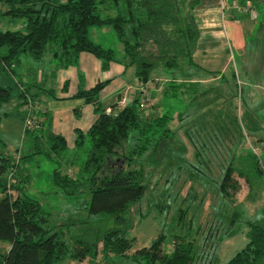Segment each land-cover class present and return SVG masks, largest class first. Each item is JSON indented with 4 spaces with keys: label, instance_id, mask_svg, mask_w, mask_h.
Here are the masks:
<instances>
[{
    "label": "trees",
    "instance_id": "trees-1",
    "mask_svg": "<svg viewBox=\"0 0 264 264\" xmlns=\"http://www.w3.org/2000/svg\"><path fill=\"white\" fill-rule=\"evenodd\" d=\"M118 1L0 0V16L23 19L20 29H0V46L5 47V51L0 53V65L7 68L10 59L20 52L36 58L49 52L57 65H65L74 61L77 52L85 50L99 60L100 67H106L110 60H115L113 49L104 47L88 36L89 26L105 25L111 27L122 45V56L119 58L123 65H132L137 80L145 83L152 76L150 71L154 64L140 55L137 46L143 33L151 35L159 30L164 39L162 50L168 46L173 50L170 57L164 55L167 59L163 61L162 68L169 76V81L161 94L174 95L175 89L186 87L185 80L175 81L174 68L175 71L179 69L178 72H183L184 67L196 65L191 53L197 29L191 14L190 18H179L177 0H121L120 8ZM196 1L189 0L190 9ZM111 3L116 8L114 14H111L113 10L109 7ZM103 4L111 9L110 13L101 10ZM168 22L178 25L177 37L168 35L162 27L163 23ZM175 55L184 59L186 66H175ZM106 82V79L98 80L92 86L78 87L74 92V96L92 105L96 116L85 131L74 130L71 152L66 149L62 135L45 130L47 121L43 116L38 127H24V132L33 138L46 136L50 140V150L46 153L48 158L63 159L60 161L64 162L63 168L62 163L53 160L58 165L53 167L52 176L64 192L74 194L86 191L90 212L117 217L145 190L143 161L147 159L148 153L155 152L161 140L172 137L169 126L172 116L166 111H159L156 102L150 103L146 109L140 108L136 93L122 104L117 99L108 105L110 111L106 112L98 95ZM152 90L149 89L151 96L154 95ZM19 94L21 102L33 98L24 88ZM9 97V87L0 86V103ZM36 112L39 113V110L36 109ZM74 113L79 115L77 109ZM20 114L23 119L24 111ZM224 138H227L229 144H225L229 147L231 138ZM187 139L195 148L192 138ZM263 139L262 136L256 137L257 142ZM85 141L88 142L85 157L78 161L76 156ZM37 152L38 149L18 155L15 161L9 154L0 152V264H55L64 257L79 261L87 259L92 264L99 259L107 260L111 255L124 257L137 264H214L213 255L210 256L200 243H194L188 234L177 235L169 252L161 248V236L151 240L148 245L132 249L133 236H129L118 225L96 231L89 229L86 233L80 232L66 238L60 229L48 223V216L40 202L24 192L18 183L24 179L15 174L19 158ZM198 152L195 148L192 155ZM233 152H227V155L218 159L220 165L217 167V190L229 201L232 195L229 187L236 189L230 178L235 168L236 153ZM248 156L253 169L262 172L263 168L257 159L252 154ZM118 159L117 164L115 161ZM198 161L210 169L209 164L213 159ZM245 225L244 242L221 264H264V220H246ZM215 230L209 227L211 237Z\"/></svg>",
    "mask_w": 264,
    "mask_h": 264
},
{
    "label": "rangeland",
    "instance_id": "rangeland-1",
    "mask_svg": "<svg viewBox=\"0 0 264 264\" xmlns=\"http://www.w3.org/2000/svg\"><path fill=\"white\" fill-rule=\"evenodd\" d=\"M177 1L179 18L187 19L191 14L193 19L189 0ZM103 5H100L103 6L101 10L110 13L111 9ZM117 5L120 8L122 1L119 0ZM109 7L113 10L111 14H114V3ZM22 24V18L0 16V29H20ZM177 26L171 22L162 24L167 34L172 37L179 34ZM88 36L104 47H111L115 60H121L119 57L122 56V45L110 26H89ZM162 41L164 39L159 30L151 35L143 33L137 49L141 56L154 64L150 71L152 76L144 84L148 93L149 89H153L154 95L149 93L151 103L156 102L159 111L171 114L169 126L172 137L161 140L155 152L146 155L147 159L143 161L145 190L117 217L90 212L87 208L89 196L86 191L74 194L64 192L52 176L53 167L58 165L53 160L62 163L63 168L64 162H60L63 159L48 158L46 153L50 150V140L46 136L33 138L24 132L20 114L24 102L20 101L19 93L22 88L29 90L28 76L31 69L38 65L43 67V58L20 52L10 59L7 68L0 65V86H8L10 90L8 100L0 103V152L9 154L15 161L18 155L38 149L34 155L19 158L15 174L24 178L18 183L24 192L40 202L48 216V223L60 229L66 238L80 232L86 233L89 229L96 231L118 225L129 236H133L132 249L148 245L151 240L161 236V248L169 252L177 235L188 234L194 243H200L210 256L213 255L214 264H221L244 242L247 228L245 221L264 220V155L260 151L257 155L252 151V147L257 146L256 137H264V24L255 33H247L246 46L242 51L236 50V77L227 72L228 69L234 70L235 62L231 49H225L224 52L228 51L229 57L225 64L224 77L208 85H198L195 90L192 86L193 93L187 99H181L182 95L175 98L161 94L169 81V76L162 68L166 58L164 55L170 57L173 53L169 46L162 50ZM4 51L5 47L0 46V53ZM177 56H174L175 66H186L185 60ZM194 59L205 68L208 65L220 66L223 62L222 58L211 63ZM126 67L127 71L134 73L132 65ZM178 70L175 71L174 68L177 78L180 76ZM247 79L259 80L257 86L250 81L247 83ZM135 81L134 78L125 87L123 94L126 101L130 100L128 90L136 87ZM111 98L109 96L103 102L106 103ZM187 137L192 138L195 148L199 150L194 156L192 151L195 148ZM224 137L231 138L229 147L226 145L229 142ZM87 145L88 142L85 141L76 160L85 157ZM66 149L69 152L73 150ZM227 152L236 153L233 164L235 168L230 177L236 189L229 187V193L232 194L230 201L217 190V167L220 165L218 159L227 155ZM249 154L263 162L260 163L262 172L253 169ZM207 158L213 159L209 164L210 169L198 161ZM115 162L118 164L119 159ZM209 227L216 229L213 237L209 233ZM203 236L205 238L201 242ZM55 264L90 263L87 259L79 261L64 257ZM92 264L137 263L111 255L107 260L99 259Z\"/></svg>",
    "mask_w": 264,
    "mask_h": 264
},
{
    "label": "crops",
    "instance_id": "crops-1",
    "mask_svg": "<svg viewBox=\"0 0 264 264\" xmlns=\"http://www.w3.org/2000/svg\"><path fill=\"white\" fill-rule=\"evenodd\" d=\"M244 5H250L256 14L251 16ZM263 8L264 0H197L190 9L197 29L191 53L196 65L184 67L183 72H178L179 78L175 73V81L185 80L186 87L175 89V94L170 97L182 95L181 99H187L193 93L192 86L196 88L198 85H208L223 78L229 57L228 51L224 52L225 49H231L235 62L234 70L228 69L227 72L234 73L236 77V50L242 51L246 46L247 33L251 35L263 26ZM262 48L264 50V46ZM42 58L45 60L43 67H32L28 76V93L32 94V101L39 110L40 117L46 118L45 130L62 135L67 148L73 146L74 130L85 131L96 116L90 103L74 96L78 87L88 88L96 81L106 79L107 82L98 95L102 105L107 107L124 97L127 84L134 78L137 81L135 74L127 71L121 60H110L106 67H100L99 60L85 50L77 52L74 61L65 65H57L49 52L44 53L40 59ZM194 58L203 62L207 60V63L222 58L223 62L220 66L208 65L205 68ZM248 81L257 86L259 80L247 79V83H250ZM132 94L131 88L128 90L130 98L133 97ZM109 96H112L111 100L104 103V99ZM23 107L24 105L21 110ZM75 109L79 112L78 116L74 113Z\"/></svg>",
    "mask_w": 264,
    "mask_h": 264
},
{
    "label": "built area",
    "instance_id": "built-area-1",
    "mask_svg": "<svg viewBox=\"0 0 264 264\" xmlns=\"http://www.w3.org/2000/svg\"><path fill=\"white\" fill-rule=\"evenodd\" d=\"M245 10L248 11V13L251 16L255 15V10L250 5H244L243 6ZM135 89L132 88L133 94L136 93L139 97V106L142 109H146L148 105L151 103V97L149 96V93L146 91L145 84L141 81L137 80ZM132 94V95H133ZM124 97L118 98V103L122 104L124 103ZM24 116H23V126L29 127V128H36L39 126V122L41 120L40 115L38 112H36V107L32 101V99H27V101L24 103L23 107ZM106 112L110 111V108L107 106L105 108ZM252 151L255 152L257 155L258 151L261 152V154L264 155V139L257 142V146L252 147ZM257 161L260 165L263 162L257 158Z\"/></svg>",
    "mask_w": 264,
    "mask_h": 264
}]
</instances>
